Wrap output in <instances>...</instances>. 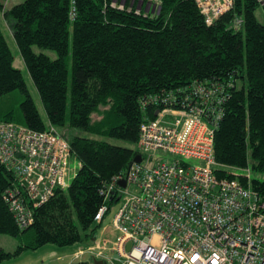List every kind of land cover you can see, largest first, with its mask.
Returning <instances> with one entry per match:
<instances>
[{
  "label": "trees",
  "instance_id": "16d2710c",
  "mask_svg": "<svg viewBox=\"0 0 264 264\" xmlns=\"http://www.w3.org/2000/svg\"><path fill=\"white\" fill-rule=\"evenodd\" d=\"M8 1L3 5L0 0V15L38 91L46 121L14 64L1 27L0 97L21 90L23 125L38 131L64 129L57 131L69 142L80 167L69 187L34 208L32 222L20 228L3 199L13 174L0 165V234L21 241L14 252L0 248V263L47 244L64 247L95 240L101 226L94 223L103 201L100 189L125 173L137 154L139 126L144 117L154 118L155 107L142 108L149 96L172 92L180 98L198 85H222L215 159L264 174V23L256 18L264 3L236 0L230 11L208 25L195 0H160L159 12L145 15L135 7H113L111 0H21L10 8ZM236 19H241L237 29ZM34 45L54 51L56 58L35 53ZM105 137L135 148L109 143ZM251 186L264 194V181L251 179Z\"/></svg>",
  "mask_w": 264,
  "mask_h": 264
},
{
  "label": "built area",
  "instance_id": "2783aa9c",
  "mask_svg": "<svg viewBox=\"0 0 264 264\" xmlns=\"http://www.w3.org/2000/svg\"><path fill=\"white\" fill-rule=\"evenodd\" d=\"M195 2L209 25L236 0ZM111 6L155 14L160 0H111ZM240 23L236 19L234 28ZM223 100L218 84L198 85L180 98L168 92L142 101L143 109L149 104L155 111L139 126L140 161L101 187L103 201L94 215L100 238L78 247L74 259L88 254L105 264H264V194L252 188L249 167L215 159L214 130ZM71 160L76 168H70ZM0 165L13 174L3 199L25 228L34 208L69 187L80 162L56 128L38 131L0 121Z\"/></svg>",
  "mask_w": 264,
  "mask_h": 264
},
{
  "label": "rangeland",
  "instance_id": "374dc122",
  "mask_svg": "<svg viewBox=\"0 0 264 264\" xmlns=\"http://www.w3.org/2000/svg\"><path fill=\"white\" fill-rule=\"evenodd\" d=\"M5 0H2V4L4 5ZM21 2V0H9L8 1V5L7 7L10 8L11 6L17 4ZM0 14H1V9H0ZM256 18L260 23H264V11L263 8L261 6H259L256 10ZM0 27L2 30V33L5 37V40L14 56V64L15 66L21 71L25 85H26V89L29 93V95L31 96L32 100L34 101L37 110L40 114V116L42 117V119L44 121H46V114L44 111V108L42 106L38 91L27 71L26 66L24 65L23 60L20 57L19 54V50L17 47V44L12 36V32L10 27L6 24V22L1 18L0 15ZM33 51L35 53H43L48 55L50 58L54 59L56 58V53L52 50L49 49H45V48H41L38 47L36 45H34L32 47ZM71 37L69 38V49H68V55L66 57V63H67V68H68V83H67V115L69 114V109H70V82H71V64H72V59H71ZM237 84L240 86L241 84V80L239 79L237 81ZM25 95L23 92H21V90L16 89L13 90L5 95H3L2 97H0V121L1 120H11V122L16 123V124H20L23 125V114L21 111V107L20 104L21 102L24 100ZM167 121L173 120V117L167 116ZM59 130V132H65L64 129L61 128H57ZM105 141L118 145V146H122V147H134L135 145H132L126 141L123 140H119L116 138H111V137H105L104 139ZM70 168H76V161L71 160L70 162ZM250 176L251 179H257L260 181H264V174L263 173H256V172H252V170L250 169ZM73 178H69V182L72 180ZM116 211V207H113V209L105 216L103 224L106 226L110 225L111 222V217L113 215V213ZM100 238V229L98 228L96 231V236H95V240L91 243L93 244L97 239ZM21 244V241L19 238L17 237H12L9 235H5V234H0V248L4 251V252H14L16 250V248ZM87 245H90L89 243H75L71 246H64V247H59L53 244H47L45 245L41 251L37 252L36 254H34V252L32 251H24L22 253V256L16 258L15 259H9L6 260L4 262H2L1 264H51V262H47V260H50V258L48 257H42L41 261L37 258V256L39 255L38 253H42L45 252L47 255L50 252H54V253H64V254H70L73 251H76L78 249V247L83 246L86 247ZM21 253V254H22ZM60 253V254H61ZM36 255V256H35ZM55 259V258H53ZM68 259H64V260H55V263L53 262L52 264H66ZM78 261H93L91 259V257L88 254H85L84 256H82L80 259H78Z\"/></svg>",
  "mask_w": 264,
  "mask_h": 264
},
{
  "label": "crops",
  "instance_id": "0c3cea01",
  "mask_svg": "<svg viewBox=\"0 0 264 264\" xmlns=\"http://www.w3.org/2000/svg\"><path fill=\"white\" fill-rule=\"evenodd\" d=\"M45 246V245H44ZM44 246H42L41 248H39V249H37V250H35V251H32V252H34V254H36L37 252H39V251H41V249L44 247ZM75 251H73L71 254H70V256H69V254H64V253H52V252H50L48 255L45 253V252H42V253H38L39 255L37 256V258L41 261V258L42 257H48V258H50V260H47V262H51V264L54 262L55 263V260H64V259H68L67 260V263L66 264H69L70 262H72V261H78V259H74V257L72 256V254L74 253ZM23 254H25V253H22V254H20L19 256H17L16 258H18V257H20V256H22ZM36 256V255H35ZM53 258H55V259H53ZM13 259H15V258H13ZM6 261V260H5ZM4 262V261H3ZM2 263V262H1ZM0 263V264H1Z\"/></svg>",
  "mask_w": 264,
  "mask_h": 264
},
{
  "label": "water",
  "instance_id": "95a60500",
  "mask_svg": "<svg viewBox=\"0 0 264 264\" xmlns=\"http://www.w3.org/2000/svg\"><path fill=\"white\" fill-rule=\"evenodd\" d=\"M133 161L135 162H139L140 161V155L139 154H136L135 157L133 158ZM118 184L122 187L125 186V181L124 180H119L118 181ZM93 264H105L103 261L101 260H93L92 262Z\"/></svg>",
  "mask_w": 264,
  "mask_h": 264
}]
</instances>
